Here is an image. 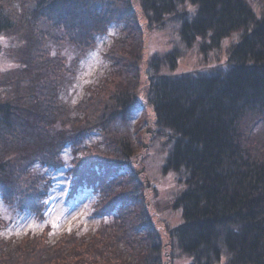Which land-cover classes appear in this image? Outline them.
I'll list each match as a JSON object with an SVG mask.
<instances>
[{"label":"trees","instance_id":"1","mask_svg":"<svg viewBox=\"0 0 264 264\" xmlns=\"http://www.w3.org/2000/svg\"><path fill=\"white\" fill-rule=\"evenodd\" d=\"M137 1L138 11L134 0H0V35L28 33V60L20 61L37 84L26 88L22 81L16 94L11 84L0 93L2 198L20 191L27 199L21 207L42 212L50 179L41 170L71 144L81 156L68 201L93 189L94 213L112 219L89 238L67 237L63 261L72 254L69 264H90L93 254L94 264H163L167 244L149 215L141 173L132 170L140 143L133 131L116 129L145 103L154 128L166 132L164 171L182 186L174 201L182 220L168 232L172 251L190 256V264H264V146L243 129L250 116L264 120V0ZM167 18L188 49L213 52L231 40L215 73H177L178 48L146 57L145 28H164ZM113 25L118 34L102 54L110 69L75 107L65 105V80L73 74L65 68L66 48L95 49ZM92 134L100 140L87 146ZM4 246L0 240V264H10L14 255H3Z\"/></svg>","mask_w":264,"mask_h":264},{"label":"rangeland","instance_id":"2","mask_svg":"<svg viewBox=\"0 0 264 264\" xmlns=\"http://www.w3.org/2000/svg\"><path fill=\"white\" fill-rule=\"evenodd\" d=\"M134 1L136 5L134 6L136 11H138V1ZM258 10L261 9L258 8ZM141 20L144 22L143 18ZM171 24L172 18H167L164 28H145V53L148 54L146 57L150 54L161 56L171 51V49L178 48L183 52V55L178 62L177 73H215L218 70L217 65L220 62H225L224 57L230 48L231 40L225 42L219 50L203 53L198 46L188 49L181 43L177 39L179 36L178 26L173 27ZM118 31V25L109 27L106 35L100 36L99 38L102 39L97 40L96 48L85 51L86 53L83 52L84 54L79 50L70 52V46L66 48L69 53L66 54L68 62L65 68L73 72V74L65 80L61 96L62 103L65 105L69 104L71 108L75 107L80 99L85 96L87 86L96 85L104 78L110 66L105 62L102 54L106 51L112 39L117 36ZM22 32L20 30L19 32H9L0 35V93H6L11 84L13 89L11 87L9 91L12 89V92L16 94L17 89L21 88L19 84L22 81H24L20 84L22 87L26 86L27 88L37 85L32 79L30 80L28 67L22 65L20 61L21 59L25 62L28 60L24 59L25 51L29 45L28 33L25 36L27 38H24ZM53 53H58L55 46H53ZM93 53L96 55H93ZM81 56L83 59L77 62L76 59ZM145 68L146 66H144ZM7 79L8 81H6ZM5 86L7 87L6 91H4ZM144 91L142 89L140 93L144 94ZM143 94L139 96L141 100L144 98ZM141 105L128 113L126 122L121 123L118 128H114L120 131H124V129L133 131V140L136 143H140L137 147L138 152L132 160L134 162L132 170L141 173L142 182L146 186L142 194H145L144 199L149 215H151L153 225L160 231L167 244L163 264H190L192 262L190 256L180 253L176 248L172 251L174 246H169V229L178 226L182 220L181 213L174 210V201L182 186L172 172L164 171L166 158L170 152L166 132L156 127L154 128L152 125L154 118L151 109L145 103ZM254 121L256 119L250 116L244 122L245 126L243 129L249 130L251 128L250 134L255 141L259 145L264 146V120H257L255 123ZM97 135L92 134L85 138L86 145L90 146L98 143L100 138L98 139ZM78 154H80V151L69 144L59 153L58 160L54 163V166L51 168L44 166L42 168L41 171L48 176L47 179H50V181H46L48 195L45 200L46 203L42 206V212L33 213L28 210L30 208H27V204H23L24 206L21 207V202L27 199H22L21 195H19L20 191H12L13 194H9L6 198L4 197V199H7L6 201L3 200L0 193V240L8 245L4 246L5 252L1 253L3 255H9L8 253L14 255L10 264H20L23 261H26L25 264L35 263L31 258L37 254H40V257H45L41 264L72 263V254L65 262L63 261L69 256V251L60 249L63 247L61 243L70 244L72 240H68L69 238L67 237L72 238L73 234L89 238L101 230L104 224H110L111 217L98 216L94 213L93 204L97 196L94 194L93 189L84 187L78 198L74 201H68L70 185L73 182V163L78 156H81ZM136 206L133 205L131 208H136ZM53 222L58 226L53 227ZM44 235L46 236L45 238L43 237ZM37 236H40L38 237L40 239L37 243V249L31 251V247L37 241H33L34 243L30 241L35 240ZM42 237L44 239H41ZM24 240H29L26 241L28 246L26 248L22 247L20 250L21 243H25ZM45 241L51 246H47ZM31 244L32 246L30 247ZM118 246L119 244L116 248ZM125 254L127 258L132 255L129 252ZM87 259L91 261L90 264H94L97 261L94 259L93 254L91 259ZM78 264H85V261H81Z\"/></svg>","mask_w":264,"mask_h":264},{"label":"snow or ice","instance_id":"3","mask_svg":"<svg viewBox=\"0 0 264 264\" xmlns=\"http://www.w3.org/2000/svg\"><path fill=\"white\" fill-rule=\"evenodd\" d=\"M190 11H192L193 9H189ZM97 39H102V38H97ZM93 55H96L95 53H93ZM58 225L55 223V222H53V227H57ZM69 231H70V229H69Z\"/></svg>","mask_w":264,"mask_h":264}]
</instances>
